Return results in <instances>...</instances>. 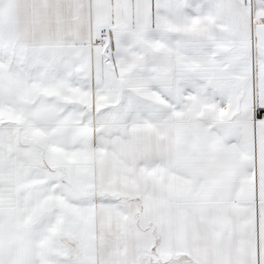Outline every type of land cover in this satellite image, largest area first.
<instances>
[{"label":"snow or ice","instance_id":"obj_1","mask_svg":"<svg viewBox=\"0 0 264 264\" xmlns=\"http://www.w3.org/2000/svg\"><path fill=\"white\" fill-rule=\"evenodd\" d=\"M0 264H264V0H0Z\"/></svg>","mask_w":264,"mask_h":264}]
</instances>
